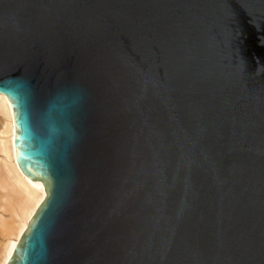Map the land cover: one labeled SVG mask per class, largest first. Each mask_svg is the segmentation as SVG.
Instances as JSON below:
<instances>
[{
	"label": "water",
	"instance_id": "water-1",
	"mask_svg": "<svg viewBox=\"0 0 264 264\" xmlns=\"http://www.w3.org/2000/svg\"><path fill=\"white\" fill-rule=\"evenodd\" d=\"M0 92L8 264H264V0H0Z\"/></svg>",
	"mask_w": 264,
	"mask_h": 264
},
{
	"label": "bare ground",
	"instance_id": "bare-ground-1",
	"mask_svg": "<svg viewBox=\"0 0 264 264\" xmlns=\"http://www.w3.org/2000/svg\"><path fill=\"white\" fill-rule=\"evenodd\" d=\"M15 121L0 92V264H8L33 217L47 198V184L22 176L16 160Z\"/></svg>",
	"mask_w": 264,
	"mask_h": 264
}]
</instances>
